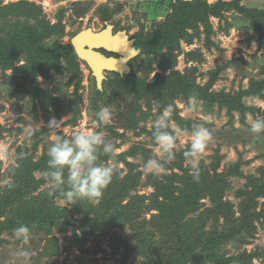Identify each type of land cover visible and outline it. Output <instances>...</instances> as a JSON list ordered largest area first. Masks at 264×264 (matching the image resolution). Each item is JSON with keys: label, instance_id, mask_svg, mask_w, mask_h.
Returning <instances> with one entry per match:
<instances>
[{"label": "trees", "instance_id": "1", "mask_svg": "<svg viewBox=\"0 0 264 264\" xmlns=\"http://www.w3.org/2000/svg\"><path fill=\"white\" fill-rule=\"evenodd\" d=\"M156 2L157 6L169 10L161 21L157 20L154 30L147 29L145 23L138 20L140 27L134 35L137 47L151 57L150 62L142 60L140 63L136 59L134 71L125 76L113 74L104 83L103 90L98 89L90 73L88 81L94 86L87 107L89 121L94 119V113L100 107L111 106L114 107L113 118L119 126L126 130L136 129L141 121L150 118L153 110H156L152 115L155 119L161 106L171 103L174 105L171 123L187 130V133L197 121L182 116L176 102H188L192 95L197 100H203L207 112L220 115L225 111L229 116L230 129L236 132L239 129L234 126L235 112L240 115L241 124L246 126L248 112L264 118L261 107L244 101L245 97L264 100V78H251L246 88L236 91L213 90L222 71L228 66H238L235 59L211 70L210 78L204 85L197 82L199 67L193 65L204 61L205 51H225L221 41L216 39L219 30L225 35H229L234 28L253 32L251 39L258 36L255 57L260 50L264 54V7H248L243 0H171L168 6L165 0ZM80 6L75 9L77 17L88 11L87 6ZM63 15L64 12H61L58 21L51 23L46 19L42 5L36 2L18 0L2 3L0 73L7 81L12 97L19 101L29 97L28 104L34 114L41 110L49 116L55 110V116L61 118L71 112L65 123L76 126L82 116L79 89L83 87L85 77L82 69L84 62L78 58L71 42H62L66 35ZM141 16L147 17V14L143 12ZM213 18L218 19V28ZM243 20L245 24H242ZM195 40L201 45L186 51V59L192 66L184 72L176 70L182 42L192 45ZM240 60L249 63L244 58ZM263 68L264 65V73ZM52 69L55 74L69 76L66 87L56 90L58 96L51 89L41 87L38 81L39 76L49 78ZM153 72L155 74L151 77ZM72 84H75L74 97L66 91ZM124 99L126 105L121 104ZM3 109L4 105L0 104V110ZM206 126L211 124L206 122ZM6 129L0 124V139ZM106 129L117 136L124 137L126 134L116 131L113 124L106 125ZM258 138L264 143V133L258 134ZM38 145V142L35 143V150ZM187 149L176 150L170 172L160 177L150 174L147 184H152L154 191L148 195L134 191L140 184L141 175L134 171L137 165L126 160V154H116L114 159L101 155L97 161L99 164L110 166L114 162L118 166L120 161H124L130 171L125 177H121L120 172L113 173L100 204L82 200L75 204L74 209L57 206L56 198L48 195L49 187L41 190L47 180L45 177L37 178L35 172L44 173L47 170V152L43 151L38 160L22 159L19 165L8 167L6 177L11 176L12 180L6 183L5 189L0 188V244L4 242L5 234H12L19 224H26L32 234L45 239L41 255L56 256L60 252H52L53 245L58 241L53 236L54 230L67 232L72 227L74 233L68 241L70 247L66 245L71 253L74 250L72 241L82 248L91 238L104 234L107 223L124 227L129 222L130 233L125 239L119 240L118 245L113 240L112 258L117 264H128L131 258V264H253L254 258L264 254L261 249H244L235 256L229 255L226 246L233 242L239 247L246 246L254 242L261 228L264 229V204L259 203V197H264V169L260 168L263 172L260 177L248 176L245 185L235 191L234 195L239 199L234 201L228 198L227 192L232 189V176L243 177L239 166L231 165L219 172L222 155L216 153L209 165H199V179L195 180L189 174V166L184 165L183 152ZM135 152L134 147L129 150V155ZM1 165L2 161L0 174ZM125 198H128L126 204L123 203ZM154 210L157 212L150 219H140L142 214ZM120 243H125V249L118 258ZM79 257L86 259L83 255Z\"/></svg>", "mask_w": 264, "mask_h": 264}, {"label": "rangeland", "instance_id": "2", "mask_svg": "<svg viewBox=\"0 0 264 264\" xmlns=\"http://www.w3.org/2000/svg\"><path fill=\"white\" fill-rule=\"evenodd\" d=\"M13 1L18 0H0V6H2V3L7 4ZM29 1L42 5L46 19H49L51 23H56L58 21L59 14L64 12L63 22L65 23L66 27V35L62 40L64 44L71 42L73 36L83 29L91 27L94 29V31L98 32L104 28L105 23L102 21L104 17L102 16L101 19L100 8L103 7L106 9V7L102 5L106 4L107 2L113 5L116 4V2H119V0ZM122 1L126 3L127 8L120 11L119 15L117 16L119 19L118 22L120 19L124 22L127 20L133 35L139 30V21H141V23H145L147 29L154 30L157 26V20L158 22L161 21L165 12L169 10L168 8L157 6L158 4L156 0H141L139 2L132 0ZM167 1L169 0H165V2ZM214 1L216 0H209V2ZM80 3L84 4L82 5ZM170 3H166L167 6L170 5ZM243 4L248 7L263 8L264 0H243ZM80 5L87 6L88 11L82 17H77V15H75V9H77ZM136 9L139 10L135 12ZM143 12L147 14V17L141 16ZM140 16L142 18H139ZM155 17H157V19H153ZM237 17L242 19L240 16ZM212 20L215 27L218 28V19L213 18ZM245 23L246 21L243 20L242 24ZM252 35L253 32L239 30L237 28L231 29L229 35H225L219 30L218 34L216 35V39L221 41L220 44L225 48V51L220 52L215 49L210 52L205 51L204 61L202 63L196 64L197 62H195V64H193L198 65L199 67L196 76L197 82L201 85H204L210 78L209 72L211 70L218 67V65H223L224 63L233 59H235V62H237L238 66H228L224 71H222L220 78L212 87L213 90L226 89L227 91H236L241 87L246 88L251 78H264V73L262 72V67L264 65L263 50L258 51V55L255 57V52L258 47V36L251 39ZM200 45L201 43L198 40H195L192 45H189L183 41L182 52L177 58L175 69L182 72L186 71V69L189 70V68L192 66V63L187 61L186 51H190ZM146 55L147 54L144 53L140 54V57L138 56V61L142 63V60H147V63H149L151 57ZM241 58H244L249 63L240 60ZM154 62L155 63H153V66L156 64V61ZM82 68L85 74L82 83L83 87L79 89V94L82 96V116L76 126H70L65 123L71 117V112L65 113L61 118L55 116L56 111L52 109L51 112L53 114L49 116L45 115L41 110H38L37 114H34L28 104L29 97H26L21 101H19L16 97H12L10 90H8L9 86L7 81L3 78V76H1L0 73V104L4 105V109L0 110V124L7 128L3 132V136L0 139V161H2L0 188H2V190L6 188V182L12 180L11 176L6 177L8 167L19 165V161L24 158L27 160L30 158L38 160L41 158L43 151L48 152V148L52 144L56 135L71 137L74 133L81 131H96V129H93L91 126V122L89 121L90 115L87 110L94 83H89L88 78H90V70L87 69L84 63H82ZM10 72L11 71L8 73ZM53 73L54 70L52 69L50 71L49 78H46L45 76H39L38 81L41 87L51 89V91L58 96L59 93L56 90L61 87H66L65 84L69 76L65 73ZM154 74L155 73L153 72L151 77H153ZM91 76L93 77V75ZM74 90L75 84H72L66 91L72 95V97H74L76 95ZM244 101L248 105L258 106L264 110L263 99L245 97ZM176 103L180 108V114L182 116L192 118L197 122L204 123L205 126L206 122L211 124V126L208 128L213 132V139L208 144L203 157L199 161V165H209L211 163L212 157L218 153L222 155V160H220V166L218 168L219 172L229 169L231 165L239 166V171L242 172L243 177L232 176V189L227 192L228 198L238 201L239 198H236L234 195L235 191L245 185L249 175L260 177L263 173L262 171L260 172V168L264 169V143L259 140L258 135L254 137V135L249 130V124L251 120L257 117L248 112L246 115L248 126H246L241 124L240 115L235 112L234 126L239 129L236 132L235 130L230 129L231 125L228 124L229 116H227L225 111L220 115L218 113H211L209 111L207 112L204 109L203 100H198V110L192 113L185 111L187 102L184 100H177ZM121 104H127L125 99L123 101L121 100ZM111 108L114 109V107ZM155 112L156 110H153L152 115ZM152 115L147 121H141L138 128H129L127 130L123 126H119L118 122L112 118L108 126L113 124V126L116 128V131L120 133L125 132L126 134L124 137L117 136L113 134V132L111 133L108 129H106V126L100 127V132L103 133L104 138L116 145V154H126V160L137 165V167H134V171L136 170L137 172H140L141 178L138 188L134 191H138L140 194L147 195L154 191V186H152V184H147L150 174H145L143 169L145 161L155 155V146L153 144L150 131L151 121L154 120ZM53 119L58 122L63 121L62 126L58 128H50L48 124ZM173 125L178 127L176 124ZM29 131L32 132V135L28 134ZM242 136H244V138H242ZM37 142L39 145L38 149L35 150V143ZM189 143L190 137L187 133L179 137L176 147L177 152H179L180 149L188 148ZM134 147L136 148V152L129 155V150H133ZM172 165L173 162L167 166V172L171 171L170 166ZM184 165L187 166L186 163H184ZM110 167H112L113 173L120 172L121 177H125L130 171V167L124 161H120L118 166H115V163L111 162ZM174 170L176 169L174 168ZM35 174L37 178L45 177L44 173L39 171H36ZM48 187V182L44 183L41 187V190L47 189ZM127 201L128 198H125L123 203L126 204ZM206 201L209 202L208 200ZM55 203L61 208H75V204L69 205L67 202L60 199H56ZM259 203L260 205L264 204V197H259ZM155 212L157 211L154 210L146 212L141 215L140 219L142 220L144 217L150 219L151 215ZM77 217L79 218L81 216ZM107 225L104 234L102 233L103 235L101 234L97 237L91 238V240L87 241L82 248L74 245V241H72L71 245L74 247V250L71 253L68 251L66 245L70 247V242L68 241L69 238H72L74 233L72 227L67 232L54 230L53 236L56 237L58 241L53 245V250L52 248L49 250H52V252L59 251L60 254L56 256L41 255L45 239L41 238L40 235L31 233L29 242L27 244H22L14 237L13 233H7L3 236L5 239L4 242L0 244V264H117V261L112 258V253L114 251L113 240H116V245H118L119 240L125 239L126 235L130 233V223L128 222L124 227L113 225L110 222L107 223ZM226 248L229 251V255L235 256L240 255L239 253H241L244 249H248L249 251L261 249L262 252H264V229H260L254 242L240 247L233 242L227 245ZM95 249L96 252H93ZM124 249L125 243H120V253L117 255L118 258L122 256ZM20 251H27L29 253L27 261H25L24 258L18 257L16 255ZM80 255H83V257L86 259H81L79 257ZM132 259L133 258L130 259L128 264H131ZM252 263L264 264V254L254 258Z\"/></svg>", "mask_w": 264, "mask_h": 264}, {"label": "clouds", "instance_id": "3", "mask_svg": "<svg viewBox=\"0 0 264 264\" xmlns=\"http://www.w3.org/2000/svg\"><path fill=\"white\" fill-rule=\"evenodd\" d=\"M197 98L189 96L186 112L192 113L198 110ZM174 105L169 103L161 106L155 119L151 121L150 131L155 146V155L147 159L143 165L145 174L160 177L167 172V166L176 159L177 140L187 130L174 126L171 117ZM113 118L111 106L100 107L94 113L91 121L93 129L108 125ZM63 121L51 120L50 128L61 127ZM250 132L255 136L264 133V118L257 117L249 124ZM29 135L32 132L29 131ZM190 143L183 152L185 163L189 166V174L195 180L199 179V161L212 141L211 130L204 123H193L191 130L187 132ZM47 170L44 176L49 184L48 195L60 199L69 205L85 200L91 204L101 203L104 191L111 183L113 169L110 166L99 164L97 161L101 155L114 159L115 146L107 141L100 131L77 132L71 137L56 135L48 148ZM7 183V182H6ZM8 187H12L8 184ZM14 237L22 244H27L30 239L31 229L26 224H19L13 229ZM18 257L27 261L29 253L20 251Z\"/></svg>", "mask_w": 264, "mask_h": 264}, {"label": "water", "instance_id": "4", "mask_svg": "<svg viewBox=\"0 0 264 264\" xmlns=\"http://www.w3.org/2000/svg\"><path fill=\"white\" fill-rule=\"evenodd\" d=\"M166 3L169 4L170 0ZM112 30L113 26L109 23L105 29L99 32L88 27L78 32L71 39L72 46L78 58L87 63L100 90L104 88L103 85L106 79L105 71L130 73L131 67L128 61L136 57L141 51L134 46V39H130L126 31H119L116 34H112ZM120 34H124L125 36L124 43L116 39ZM102 48L109 52L117 53L120 57H108L98 51Z\"/></svg>", "mask_w": 264, "mask_h": 264}, {"label": "flooded vegetation", "instance_id": "5", "mask_svg": "<svg viewBox=\"0 0 264 264\" xmlns=\"http://www.w3.org/2000/svg\"><path fill=\"white\" fill-rule=\"evenodd\" d=\"M102 6H105L106 7V9H104L103 7L100 8L101 9V19H102V16H103L104 19H102V21L105 23V26L100 31H102L103 29H105L107 27V24L109 23V24H111L113 26L112 34H116L119 31H126L127 34H128V36H129V38L130 39H134V46L137 49H140L141 50L140 53L136 57H134V58H132V59H130L128 61V64L131 67V72H132L135 69V67H134V61L136 59H138L140 57L139 55L140 54H143V52H142V49L141 48L137 47V38L134 36L135 34L133 35L131 33V30L129 28V25L127 23V20L124 22V21H121V19H120V21L118 22L119 19L117 18V16L119 15V13H120L121 10H124V9L127 8V5L122 0H119V2H116V4H114V5L107 2L106 4H103ZM98 51H100L101 53L105 54L108 57L109 56H113V57H116V58L117 57H120L119 54L114 53V52H109V51H107V50H105L103 48L102 49H99ZM84 64L86 65L87 69L90 70V73L92 74L91 69L89 68V66L87 65V63L84 62ZM104 73H105V76H106V79L104 81V83H105L106 81H108L109 79H111L113 77V74L118 73V72L105 71ZM130 73L124 72V73H118V74L121 75V76H125V75H129Z\"/></svg>", "mask_w": 264, "mask_h": 264}, {"label": "bare ground", "instance_id": "6", "mask_svg": "<svg viewBox=\"0 0 264 264\" xmlns=\"http://www.w3.org/2000/svg\"><path fill=\"white\" fill-rule=\"evenodd\" d=\"M124 34H120L119 36L116 37V39L119 41V42H123L124 43ZM122 44V43H121Z\"/></svg>", "mask_w": 264, "mask_h": 264}, {"label": "built area", "instance_id": "7", "mask_svg": "<svg viewBox=\"0 0 264 264\" xmlns=\"http://www.w3.org/2000/svg\"><path fill=\"white\" fill-rule=\"evenodd\" d=\"M132 1H139V0H132Z\"/></svg>", "mask_w": 264, "mask_h": 264}]
</instances>
